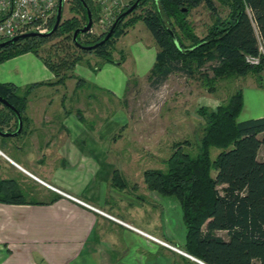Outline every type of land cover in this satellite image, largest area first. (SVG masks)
Returning <instances> with one entry per match:
<instances>
[{
	"label": "trees",
	"instance_id": "trees-1",
	"mask_svg": "<svg viewBox=\"0 0 264 264\" xmlns=\"http://www.w3.org/2000/svg\"><path fill=\"white\" fill-rule=\"evenodd\" d=\"M216 1L229 6L225 19L216 13ZM83 3L87 4L93 19H97L101 9L94 0H74L72 11L77 16L61 21L52 37H30L0 48V64L32 53L56 77L53 82L35 83L25 88L0 82V97L20 113L23 121L22 132L17 136L0 134L5 143L10 139L18 141L28 133L31 121L26 112L35 88L65 86L69 79H76V91L86 86L102 90L76 77V66L84 63L91 66L85 61V55H95L105 63H118L113 59V40L138 21L144 23L159 49L148 76L153 86L162 85L179 72L191 76L208 63H211L213 76L201 74L206 77L210 91L217 81L264 71V0H143L136 10L142 9V14L136 15L135 11L128 16L129 20H126L128 17L122 20L111 39L93 51L80 48L74 41V33L88 19ZM201 5L216 15L203 38L193 32L188 22L191 11ZM55 23L56 17L50 30ZM106 34L102 37H95L91 32L79 34L77 42L92 46ZM54 39L60 40L64 55H59L60 49H56L53 55L43 56V47ZM248 58L258 59L259 64L250 63ZM243 107L244 93L238 90L215 110L200 108L198 114L205 127L197 154L184 152L183 143H177L165 161V170L147 169L143 173L147 190L177 199L186 228L181 250L206 264H264V160L259 159L264 150V115L239 122ZM77 115L82 123L86 122L82 110H77ZM18 127L16 114L0 102V132L15 133ZM212 149L220 150L214 160ZM0 150L9 156L1 146ZM113 182L121 188L126 185L118 172L114 173ZM25 201L26 195L16 180L0 179L1 203L23 204ZM219 232L227 233L228 239L220 237Z\"/></svg>",
	"mask_w": 264,
	"mask_h": 264
},
{
	"label": "crops",
	"instance_id": "crops-1",
	"mask_svg": "<svg viewBox=\"0 0 264 264\" xmlns=\"http://www.w3.org/2000/svg\"><path fill=\"white\" fill-rule=\"evenodd\" d=\"M79 69L77 65L76 77H80ZM89 74L91 77L84 80L102 88L99 76L103 72ZM55 80L54 73L32 53L0 65V82L20 88ZM70 82H74L75 87L66 94ZM119 82V86L113 85L111 93L114 95L124 91L126 81ZM76 85V79H69L65 86L35 88L26 112L31 121L28 133L14 145L20 157L7 156L0 150L12 161L0 155L4 179L16 180L28 196L39 195L34 200L26 199L23 204L0 202V264H170L171 252L157 242L70 198L50 193L51 189L26 173L131 223L149 236L158 239L162 236L171 243L185 242L170 230H162L157 235L139 226L140 221L146 222L140 213L143 211L147 212L148 218L162 219L160 209L164 208L166 200L147 190L143 174L140 182L136 180L132 184L134 181L127 174L129 155L123 156L126 151L119 149L122 135L118 138L107 125L98 132L87 130L69 110H84L81 100L67 98L71 93H78ZM256 96L264 98V90H256ZM246 107L244 94L242 113ZM260 112L259 108L254 110V118L264 115ZM115 172L125 181L124 188L114 185ZM139 190L141 193L138 194ZM148 223L152 225V222Z\"/></svg>",
	"mask_w": 264,
	"mask_h": 264
},
{
	"label": "rangeland",
	"instance_id": "rangeland-1",
	"mask_svg": "<svg viewBox=\"0 0 264 264\" xmlns=\"http://www.w3.org/2000/svg\"><path fill=\"white\" fill-rule=\"evenodd\" d=\"M134 1L126 0L123 9ZM73 6L74 0H65L62 21L77 16L72 11ZM216 8V13L222 19L229 15L230 8L227 4L216 1ZM142 12V9H138L136 15H141ZM120 15L121 12L119 14L117 12L107 14L100 10L98 18L93 19L91 34L95 37H102L110 31ZM215 16V12L210 11L205 5H201L191 11L188 22L193 32L198 37L203 38L215 22ZM129 19L130 17L126 20ZM87 24L88 19L83 21V27ZM59 42V39L51 40L43 47L41 54L43 56L53 55L56 49L59 50L61 47ZM62 49L57 52L61 56L64 55ZM111 49L113 59L119 64L105 63L95 55H85V61L88 60L91 66L87 63L79 65L81 69L78 72L82 79H89V72L92 75H98L103 72L99 76V81H102V85L100 84L102 90L86 86L78 90L75 95L71 93L67 98H73V101L81 100L84 103L83 116L86 121L82 123L84 128L87 130L94 128L98 132L102 130L104 125H107L109 129L117 133L118 138L122 135V147L119 149L126 151V154L123 151L125 154L123 155L122 153L123 156L129 155L126 159L127 174L129 179L134 181L133 183L130 182V187L131 183L140 182V175L147 169L165 170V161L172 155L174 145L177 143H183L184 152H189L193 155L197 154L205 127L204 120L198 114L200 108L205 107L208 110H215L219 105L227 103L236 91L242 90L246 95L247 107L243 113L241 112L238 121L243 122L255 119L253 112L257 108L261 109L260 113H264V109H262L264 98L256 96V90H264V71L260 74H249L246 77L217 81L214 84L213 91H210L206 77L201 74L207 73L209 76H213L210 69L211 63H208L201 71L191 76L179 72L171 75L162 85L153 86L148 80V76L155 60L154 56L159 49L142 21H138L134 26L122 30L121 34L113 40V48ZM50 51L51 53H49ZM254 64H259V60ZM97 67L98 69L95 70ZM122 79L126 81L122 94L116 92L117 95H114V93H110L113 87L119 86V81H122ZM72 84L74 82H70V85L67 86L66 94H69L68 92L74 89L75 86ZM69 110L73 111L74 115L78 117L77 110ZM184 142H188V144L186 145ZM4 143L3 138L0 137V146L4 151L12 157H20L14 146L17 143L16 140L10 139V141L5 143L6 145ZM219 153L220 150L212 149V159L214 160ZM259 159L264 160V150L260 152ZM0 163L4 165L1 158ZM0 179H4L3 168L0 172ZM49 192L56 194L52 191ZM139 193H141V190L138 191ZM25 195L27 200L39 198L38 194ZM162 198L166 200L163 204L164 208L161 207L160 209L162 219L148 218L147 212L143 211L140 213L143 221L146 222L140 221L138 224L157 235L161 234L162 230H170L183 239L184 242L186 228L183 222L181 206L177 199L173 197ZM116 219L120 220L119 218ZM120 221L124 222L123 220ZM148 222H152V225ZM126 224L133 227L129 222ZM217 234L224 239H228L225 232ZM159 237V240L173 246L178 244L177 246L180 247L178 248L183 249L184 243H171L162 236ZM166 249L171 252L169 254L170 264H185V262L186 264H196L187 257L169 248Z\"/></svg>",
	"mask_w": 264,
	"mask_h": 264
},
{
	"label": "built area",
	"instance_id": "built-area-1",
	"mask_svg": "<svg viewBox=\"0 0 264 264\" xmlns=\"http://www.w3.org/2000/svg\"><path fill=\"white\" fill-rule=\"evenodd\" d=\"M94 1L100 7V9L106 12L107 14L112 12H117L119 14V12H121L124 8V3L126 0ZM58 6L59 0H0V43L31 32L46 33L50 31L51 22L56 17ZM248 61L254 64L258 62V59L248 58ZM0 154L3 155L6 159H8L10 162H12L2 152H0ZM15 165L22 169L17 164ZM22 170L25 171L24 169ZM26 173L45 187L51 189L52 191L60 195L74 200L83 207L88 208L112 221L120 223L134 231H137L140 234H144L145 236L157 242L158 244L169 248L182 256L187 257L188 259L194 261L196 264H206L202 260L189 255L178 247L170 245L169 243L159 240L155 237L149 236L148 234H145L140 230L116 219L112 215L78 198H75L73 196H70L69 194L62 192L61 190L33 176L29 172Z\"/></svg>",
	"mask_w": 264,
	"mask_h": 264
},
{
	"label": "water",
	"instance_id": "water-1",
	"mask_svg": "<svg viewBox=\"0 0 264 264\" xmlns=\"http://www.w3.org/2000/svg\"><path fill=\"white\" fill-rule=\"evenodd\" d=\"M142 1L143 0H136V2L128 10L123 12L117 18V20L115 21L114 25L112 26L110 31L107 33L105 38L102 41H100V42H98V43H96V44H94L92 46H82V45H80L77 42V37H78L79 34L89 33V32L92 31V27H93V16H92V13H91L90 9L88 8L87 4L83 3L85 8L87 9L88 24L85 27H82V28L78 29L74 33V41L76 42V44H78V46L80 48H82L84 50H89V51H93V50L99 48L100 46H103L114 35V33L116 31V28L119 25V23L122 20H124L125 18H127L129 15H131L133 12H135ZM64 2H65V0H59V6H58L57 14H56V23H55L54 27L50 31H48L46 33L31 32V33H27V34H23V35L17 36L15 38H12V39L7 40L5 42H1L0 43V48L5 47L8 44H11V43H14V42H18L20 40H24V39L30 38V37H35V36L47 37V38L52 37L57 32V30L59 29V26L61 24ZM0 102L2 104L6 105L10 110H12L16 114V116H17V118L19 120V127H18L17 132H15V133H1L0 132V134L5 136V137H10V136L11 137H15L18 134H20L22 132V129H23V121H22L21 115L13 106H11L6 100H4L1 97H0Z\"/></svg>",
	"mask_w": 264,
	"mask_h": 264
}]
</instances>
